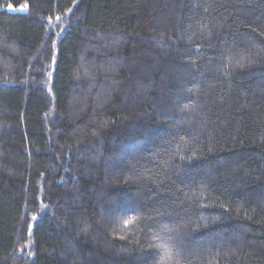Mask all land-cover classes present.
Listing matches in <instances>:
<instances>
[{
    "label": "trees",
    "instance_id": "trees-1",
    "mask_svg": "<svg viewBox=\"0 0 264 264\" xmlns=\"http://www.w3.org/2000/svg\"><path fill=\"white\" fill-rule=\"evenodd\" d=\"M0 264H264V0H0Z\"/></svg>",
    "mask_w": 264,
    "mask_h": 264
}]
</instances>
